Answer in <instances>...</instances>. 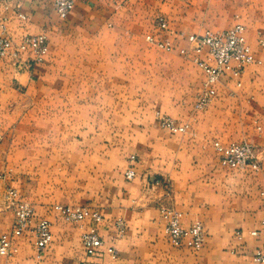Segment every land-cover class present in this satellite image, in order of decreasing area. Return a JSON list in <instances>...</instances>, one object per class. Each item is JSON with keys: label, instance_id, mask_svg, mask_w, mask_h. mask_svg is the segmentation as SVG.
Returning <instances> with one entry per match:
<instances>
[{"label": "crops", "instance_id": "1", "mask_svg": "<svg viewBox=\"0 0 264 264\" xmlns=\"http://www.w3.org/2000/svg\"><path fill=\"white\" fill-rule=\"evenodd\" d=\"M154 13L168 17L172 32L187 34L242 24L255 57L264 61V46L259 44L264 40V0H75L65 18L58 16L53 0H0V24L14 45L26 34L41 33L48 44V52L40 62L34 60L30 50L16 52L15 47L0 56V173L11 172L6 173L5 180L0 179V195L4 186L12 184L25 198L38 195L34 200L40 204L50 200L48 192L38 193L32 187L33 183L47 186L41 164L29 170V158L19 155L31 147L35 153L46 152L42 138L49 140V149L58 147L57 138L63 132L52 127L32 129L33 117L41 120L50 106L52 114L63 112L65 120L90 121L91 104H96L98 111H102L101 104L105 105L106 99L99 91L91 103L90 88L103 89L110 84L60 75L69 73V65L61 62L69 54L62 49L63 42L110 39L115 47L103 55L112 56L113 63L97 67L99 78L111 73L136 77L120 75L117 81L119 88L129 90V94L113 101L112 119L119 124L111 134L132 138L124 148H118L120 154L115 151L121 142L115 143L111 159L106 160V148L97 147L96 151L86 139L75 145V132H64L66 141L71 137V143L64 146L65 161L70 166L77 161L81 184L90 192L85 201L103 216L97 224L103 246L92 255L84 251L81 236L91 225L89 220L68 222L54 211H38L32 226L37 219L45 218L52 235L44 254L37 257L33 231L27 229L13 238L17 254L0 257V264H258L252 254L261 240L250 232L260 228L264 220V64L246 66L238 80L223 77L209 106L195 110L193 103L205 73L190 56L164 52L159 62L153 55L148 56V51L121 48L123 41L137 40L138 24L146 14ZM143 54L146 69L130 65L132 58ZM75 89L82 90L79 97L68 93ZM140 89L145 90L140 95H146L149 108L147 124L141 129L137 126L142 116L138 107L142 101L138 98ZM57 105L64 107L58 110ZM158 114L168 116L175 125L186 124L187 128L182 132L163 129ZM88 135V130L81 132L82 137ZM235 138H246L260 148L257 159L261 170L230 169L218 162L212 141L226 143ZM10 152L18 154L16 159L9 157ZM131 155L134 159H130ZM22 158V164L16 162ZM130 167L136 175L127 179L124 173ZM91 168L99 172L94 176L99 183L94 193L90 186L96 179L92 177L91 181ZM156 179L170 185L169 196H165L161 183L153 184ZM163 203L181 212L184 227L194 221L202 223V248L170 243L160 217L159 205ZM117 221L124 224L121 235ZM109 247L115 255L107 251Z\"/></svg>", "mask_w": 264, "mask_h": 264}, {"label": "built area", "instance_id": "2", "mask_svg": "<svg viewBox=\"0 0 264 264\" xmlns=\"http://www.w3.org/2000/svg\"><path fill=\"white\" fill-rule=\"evenodd\" d=\"M74 3L75 0H53L54 10L60 18H65L73 10ZM153 25L161 35L146 34L147 42L164 52H176L184 57L190 56L205 73V79L193 103L195 110H204L209 106L217 94L216 85L223 77L230 76L238 80L246 66L264 64V61L255 57L242 24H235L223 30L207 29L200 33L184 34L179 31L176 34L178 43H173L168 37L169 25L163 15L157 14L154 17ZM166 33L167 35H165ZM180 42H184L186 45H181ZM259 44L264 46V40H259ZM14 47L16 52L30 50L35 56L34 60L39 62L48 52L47 38L44 33L26 34L22 36L17 45H14L6 35L5 26L0 24V56L6 55ZM236 84L239 86V81ZM158 122L161 128L172 132H182L187 128L186 124L175 125L172 119L165 115L158 114ZM212 147L218 162L226 168L260 169L256 148L248 141L223 143L213 140ZM130 159H134V156L131 155ZM124 174L127 179H132L136 175L132 167L128 168ZM160 183L161 181L157 179L153 181L155 185ZM162 186L165 196H169L171 194L170 185L163 183ZM261 193L264 194V191ZM3 199L13 211V223L8 231L0 232V257L10 258L17 254L18 247L14 244L13 238L21 236L27 229H32L36 255L41 257L52 241L49 220L39 218L32 226L33 219L36 217L34 209L31 204L19 199L17 191L13 188L5 189ZM159 209L164 233L171 244L194 249L202 248L205 242V233L200 221H194L184 227L181 223V212L172 205L163 203L159 205ZM53 210L68 222L80 223L84 220L91 222V225L81 236L82 246L87 255L94 254L103 246V240L97 230V224L102 221L103 216L95 207L82 204H56L53 206ZM115 225L118 234L121 235L124 231V224L117 221ZM250 234L261 240V244L255 248L252 254V259L258 264H264V220L260 222V228L252 230ZM107 251L111 255H115V250L112 247H109Z\"/></svg>", "mask_w": 264, "mask_h": 264}, {"label": "rangeland", "instance_id": "3", "mask_svg": "<svg viewBox=\"0 0 264 264\" xmlns=\"http://www.w3.org/2000/svg\"><path fill=\"white\" fill-rule=\"evenodd\" d=\"M163 15V14H161ZM156 16V13H154L153 15L149 16L148 14H146V16H144V18L142 19L141 23L138 24L140 25L139 28H137V40L133 41V42H129V41H123L122 42V50H126L129 48H133L135 50H139V51H148L147 54L148 56L157 58V60L159 62H161V60H163L161 58V55L164 53V51L157 49L155 46H153L152 44H150L149 42H147V40L145 39L146 34L149 33H154L156 35H161L160 32H157L154 28L153 25V20L154 17ZM169 25V19L167 16L163 15ZM206 29V28H205ZM203 29V30H205ZM212 29V28H211ZM207 30V29H206ZM131 32V31H130ZM179 31H175L172 32L169 28V34L168 37L170 38V40L173 41V43H178V38H176V34ZM185 33L184 31H180ZM167 35V33L165 34ZM101 40H80V41H75V40H66L65 42H63V46L62 49H64V51L67 53V50L69 51V54H67V56H64L63 59L61 60L62 64L64 66L69 65V68L67 69V71L69 73H66V71L64 73H61L60 75L63 76V78H65L66 76L69 77V79H81L83 77L84 80H90V81H98L101 80L103 82H107L108 87L106 86V88L103 89H96V88H90V98H91V103L94 102L93 99H95L94 97H96L98 95V91L100 92V96L101 98H103L105 101V105L103 107V104H101V108L102 111H98L96 104H91L90 106V121H82V120H76L74 119L73 121H68L65 120V114H63V112H56V114H52L54 112V110L52 109V111L50 110V106H47V108L49 110H45V112L47 111L48 113L45 114V117H42V119H39V116L37 117L38 119H35V117L32 118V120L30 121L31 124V128H42V129H49V128H57L59 131H62L63 133L58 136L57 138V145L58 147H52V149H49V140H46L48 142H45L44 139L42 138L41 140V144L43 146V148H46V152H38L35 153L33 151V147H29L30 150L27 151V153L25 154H21L19 156H24L25 158L28 157L27 159V169H32L35 164H41V167L44 169L43 172L47 175V186L44 185V183L42 184V186H40L39 184H35L32 185V187L34 186V188H36L38 193L43 192H48V194H50V200L44 202L43 204H40L39 201L34 200L37 199L38 195L33 196L34 198L30 199V198H25L24 196H21L20 191L17 187H15L12 184H7L6 186H4L3 191L1 192L0 195V232H6L9 230V228H11L12 223H13V211L12 209L7 205V203L4 201L3 199V193L5 191V189L7 188H13L17 191L19 199L28 202L29 204H31V206L34 209L35 214L38 211H54L53 210V206L56 204H61V205H89L87 200V197L89 195L90 192L87 191V188H83V184H81V180H80V171L78 169V167H76L77 165V161L75 160L74 163H72L73 165L70 166L71 164L68 162L66 159V153H64V146L67 143H71V137L68 138V141H66L67 137L65 136L66 133H64L66 130L70 131V132H75V136L73 137V142L75 145L78 144H82L83 140L86 139V142H89L90 147L92 148L93 146L95 147V150L97 151L98 148H103L106 151V160H109V158L111 159V150L113 152L112 148H115V143H119L121 142V147L116 146V151L115 153L118 155V148H124V146L128 143V141L132 138H128V137H115L111 134L112 130L114 128L117 127V124H119L118 121L113 120L112 116L113 112H111V110H113V108L115 107L113 104L114 99L116 98H123L125 95L129 94V90L125 89L122 87V89L119 88V84H117L118 80H119V76H123L122 78L126 77L129 79L133 78L136 79V77H134V74L129 75V73H123V74H117L115 76L114 73L111 74H105L103 75V78H99V74L97 73V67L100 66H110L113 63V58L111 57H107L103 54L108 53L109 51H112L115 47V44L112 41H107V38H100ZM120 45V44H119ZM117 46V44H116ZM118 49H120V47H118ZM168 53V52H165ZM169 53H174V52H169ZM65 54V53H64ZM158 55V56H157ZM145 55L143 54V57H134L132 58V60H130L132 66L135 67V65L138 64V66H142V68L146 69V59L144 57ZM150 57L148 58L150 60ZM152 57V58H153ZM124 59V58H122ZM147 59V60H148ZM125 60H128L127 58ZM141 62V63H140ZM109 63V64H108ZM141 65H140V64ZM129 65V66H130ZM127 66V67H129ZM113 68V67H112ZM109 76L111 78H109ZM114 77L117 78L116 82L114 80ZM140 77V76H139ZM145 77V76H144ZM141 78V77H140ZM143 78V76H142ZM110 79V81H109ZM105 80V81H104ZM121 80V79H120ZM124 80V79H123ZM115 83H114V82ZM128 82V80H126ZM109 82V83H108ZM96 83V82H95ZM123 85V84H122ZM66 92V90H61L62 92ZM73 96L75 97H79V94L81 95L82 90L81 89H75L72 92H68V93H73ZM145 92L144 89H140L138 90V98L141 99L142 101L140 102L141 104H139V109L141 108V114L142 116H139V120L137 122V126L139 129L144 128L147 124V112H146V108L147 107V102H146V95H140V93ZM64 94V93H63ZM59 96H64V95H59ZM103 100V102H104ZM64 101V100H63ZM59 102H61L59 100ZM62 107L64 106H60L57 105V109L60 110ZM149 109V108H148ZM64 111V110H63ZM104 111V113H103ZM51 115V116H50ZM55 115V116H54ZM80 116V115H79ZM41 117V116H40ZM53 118H56V120H54ZM124 123V122H123ZM17 122L14 123V127H16ZM85 130L89 131V135L88 137H82L81 136V132ZM110 131V135H108ZM77 134V135H76ZM32 140H34V138H31ZM48 139H50L48 137ZM248 141L246 138H235L232 139L230 141ZM15 141L18 142V138L15 139ZM249 142V141H248ZM33 143V142H32ZM85 143V142H84ZM250 143V142H249ZM256 148V153L258 152L257 150L260 149L257 146H254ZM264 150V149H262ZM56 154H55V152ZM120 154V153H119ZM10 158H15V156H17L18 154L15 152H10L8 153ZM93 154H91L92 156ZM58 157V160H55L54 157ZM23 157V158H24ZM19 159V161L17 160L16 162L22 164L23 160L25 159ZM60 158V159H59ZM258 158V157H257ZM15 161V160H14ZM259 162V161H258ZM36 166V165H35ZM260 166V164H259ZM261 170V167H259ZM249 169V168H248ZM250 170V169H249ZM259 170H254L259 171ZM33 172V171H32ZM79 172V173H78ZM97 170L95 168H91L89 170V175L91 177V181H92V177L94 178V176H99V172H97ZM101 172V170H100ZM6 173H11L10 171L8 172H3L0 173V179L5 180L6 178ZM94 178L93 180L96 179V182L94 181L93 185L90 186L91 188V193H94L95 190H97L99 183H97V178ZM100 183H102V179H100ZM98 184V185H97ZM41 191V192H40ZM91 198L92 195H91ZM90 198V199H91ZM86 203V204H84ZM91 206V205H89ZM94 207V206H92ZM55 212V211H54ZM59 216V215H58ZM60 217V216H59ZM123 233V232H122Z\"/></svg>", "mask_w": 264, "mask_h": 264}]
</instances>
